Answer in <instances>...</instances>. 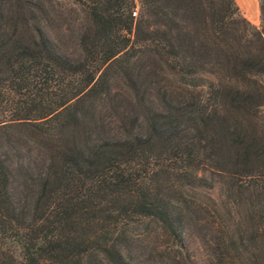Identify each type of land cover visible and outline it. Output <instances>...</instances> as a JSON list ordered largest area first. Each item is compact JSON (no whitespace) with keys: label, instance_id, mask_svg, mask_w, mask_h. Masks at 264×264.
<instances>
[{"label":"trees","instance_id":"1","mask_svg":"<svg viewBox=\"0 0 264 264\" xmlns=\"http://www.w3.org/2000/svg\"><path fill=\"white\" fill-rule=\"evenodd\" d=\"M52 2L0 0V264H264V0Z\"/></svg>","mask_w":264,"mask_h":264},{"label":"rangeland","instance_id":"2","mask_svg":"<svg viewBox=\"0 0 264 264\" xmlns=\"http://www.w3.org/2000/svg\"><path fill=\"white\" fill-rule=\"evenodd\" d=\"M52 8L48 11L50 14V17H52L53 19V24L52 26L49 24L48 26H50V31L52 34L57 36V0H53L52 2ZM264 83V79L262 80ZM21 131H23L25 133V136L29 137L32 136L33 133L30 132V130L27 129H21ZM21 151L26 155L25 151H23V149H21ZM10 153V159L12 161V167H13V177L15 181H18L19 175L17 168L19 166L18 161L16 160V157L13 154V150L9 151ZM27 156V155H26ZM29 154L26 157V160L29 159ZM25 160V159H24ZM31 160V158H30ZM212 196H216V193L214 191L211 192ZM159 241L161 243L160 247L162 249H167L169 251H175L176 253V248L174 245H172L170 243V241L165 240L162 236L159 237ZM181 252V251H179ZM188 254L193 257L196 260H200L202 258V250L200 248V245L198 244V241L195 239V237L193 235H190L188 237ZM181 255H185L184 253H182ZM157 264H166V262H162V263H157ZM167 264H170V262H167Z\"/></svg>","mask_w":264,"mask_h":264},{"label":"crops","instance_id":"3","mask_svg":"<svg viewBox=\"0 0 264 264\" xmlns=\"http://www.w3.org/2000/svg\"><path fill=\"white\" fill-rule=\"evenodd\" d=\"M240 13L251 23L259 22L258 0H234Z\"/></svg>","mask_w":264,"mask_h":264}]
</instances>
